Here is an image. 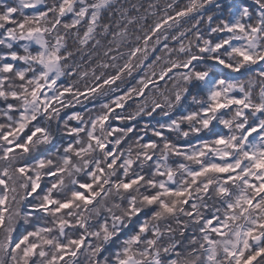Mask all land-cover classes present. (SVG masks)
Here are the masks:
<instances>
[{
    "label": "clouds",
    "instance_id": "clouds-1",
    "mask_svg": "<svg viewBox=\"0 0 264 264\" xmlns=\"http://www.w3.org/2000/svg\"><path fill=\"white\" fill-rule=\"evenodd\" d=\"M262 158L264 0H0V264H235Z\"/></svg>",
    "mask_w": 264,
    "mask_h": 264
},
{
    "label": "snow or ice",
    "instance_id": "snow-or-ice-1",
    "mask_svg": "<svg viewBox=\"0 0 264 264\" xmlns=\"http://www.w3.org/2000/svg\"><path fill=\"white\" fill-rule=\"evenodd\" d=\"M65 2L66 3H70V0H65ZM62 11H63V9H62ZM245 59H251V57H247L246 56ZM10 68H11L10 64L6 66V70H9ZM255 131H256V129H251L250 132H249V135H251ZM218 142H222V141H218ZM249 158L250 159H255V157L251 156V155H249ZM254 166L257 169H264V158L256 160V163H255ZM213 167H216V166H213ZM237 167H239V166H237ZM216 171H218V172H220L222 174H228L230 172H235L236 169H233L231 166H228L226 168L216 167ZM244 172H245V175H247L248 169H245ZM201 174L202 173H194L193 175L197 176V175H201ZM237 178H238L237 176H227V179L225 180V183H228L229 181H231L233 179H237ZM255 178L257 180L261 181L260 184L258 186L255 185V184H252V185H250V187L254 188L257 191V193H259L261 195H264V177L256 176ZM0 183H2V181H0ZM124 187L128 188V187H130V185L129 184H125ZM184 194L185 193H183V192L176 193V195H184ZM147 199H149V202L151 203L156 198L155 197H150V198H147ZM2 203H3V201H0V204H2ZM185 203H188V201H185ZM247 204L249 205V207H251L254 204V201L248 200ZM63 207H67V205H63ZM162 207H164L166 211H169V212L172 211V209L169 208L167 205H162ZM229 207L231 208L232 206L229 205ZM208 223L209 224H214V221L213 220H209ZM261 226L264 227V225H261ZM225 227H226V225L220 224L218 227L214 226L212 228V231L217 233L218 235H224L223 229ZM143 230H145V229H144V226L142 225L141 226V231H143ZM249 235H251V233H249ZM209 242L211 243L212 241H209ZM73 243H77L78 247H79V246H81L83 244V241H80V242L73 241ZM16 246L19 247L18 244ZM35 247L36 246H33V249ZM28 254H29V250H26L25 251V255L27 256ZM227 254H228L229 257H233L235 259V264H255V261H256L257 257L261 256V255H264V248L256 250L253 255L248 256L246 259L244 258V253L243 252H240V253L228 252ZM53 259H55V258H53ZM61 259H63V257H61ZM122 264H123V262H122Z\"/></svg>",
    "mask_w": 264,
    "mask_h": 264
}]
</instances>
